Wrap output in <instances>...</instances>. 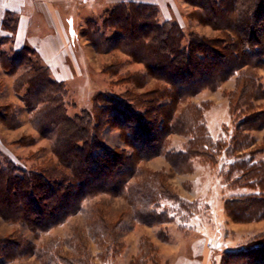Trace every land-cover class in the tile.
Returning a JSON list of instances; mask_svg holds the SVG:
<instances>
[{"label": "trees", "instance_id": "obj_1", "mask_svg": "<svg viewBox=\"0 0 264 264\" xmlns=\"http://www.w3.org/2000/svg\"><path fill=\"white\" fill-rule=\"evenodd\" d=\"M183 1L191 6L187 13L191 21L209 25L219 34L186 33L179 22L161 21L157 5L134 0L115 4L106 11L102 28L93 26L85 32L98 52L120 50L144 65L143 72L129 76L138 87L156 81L140 94L98 95L93 111L70 114L75 102L69 100L66 83L51 76L32 47L2 54L3 68L17 75L14 89L34 128L50 141L51 152L30 168L8 156L0 158V216L19 226L8 237H0V263L34 256L40 264H93L80 232L68 239L75 252L67 254L61 242L38 244L36 239L79 213L86 200L102 194L126 198L140 224L169 223L171 216L158 208L164 199H180L162 172L142 165L160 155L179 170L196 157L212 160L227 151L233 157L227 178L235 175L236 184L251 189L227 199V215L240 223L264 219V145L245 151L256 143L251 132L264 130V107L258 103L264 100L258 73L264 70V0ZM4 25L14 31L16 17L8 13ZM110 29L114 33L108 35ZM118 67L111 64L108 72L116 74ZM233 77L237 78L231 95L235 134L216 140L202 107L191 100ZM3 121L12 129L22 124L16 109L6 110ZM113 127L118 128L122 144L106 142L105 132ZM173 134L188 137L184 149H170ZM119 223L92 210L87 223L90 238L111 249L121 236ZM148 252L142 251L139 264H144ZM223 263L264 264V244L227 250Z\"/></svg>", "mask_w": 264, "mask_h": 264}, {"label": "rangeland", "instance_id": "obj_2", "mask_svg": "<svg viewBox=\"0 0 264 264\" xmlns=\"http://www.w3.org/2000/svg\"><path fill=\"white\" fill-rule=\"evenodd\" d=\"M118 1L120 0L58 2L72 53L66 52L61 57H55L52 60L55 64L49 65L53 76L66 83L71 103L75 102V105L69 107L72 115L85 109L93 111L98 95L120 96L127 91L140 94L151 89L156 82L150 79L149 84L138 87L129 76L136 71L143 72V64L132 60L120 50L100 53L85 35L86 31L93 30V26L103 27L106 11ZM135 1L157 5L161 21L179 22L186 33L196 30L208 36L219 34L209 25L191 21L187 17L191 6L183 0ZM41 17L37 18V24L30 28L29 34L32 35L36 29V34L40 36L55 33L50 21H46L42 14ZM113 33L112 29L107 30L108 35ZM16 51L18 50L9 37L0 38V158L8 156L30 168L48 155L51 148L50 141L42 137L30 122V112L14 89L17 75L2 66V54L13 55ZM41 54L48 59L47 62L50 60L49 54ZM59 60L67 67L61 70L57 65ZM111 64L119 66L116 74L108 72ZM56 66L58 68L55 71ZM258 73L264 85V70L259 69ZM236 84L237 78L233 77L217 90L206 89L191 100L202 107L209 131L216 140H227L235 134L236 119L231 108V95ZM258 103L264 107V100ZM8 109H16L22 121L21 126L12 129L5 125L3 116ZM251 133L256 137V143L246 152L264 145V130ZM105 136L106 142L111 146L122 144L118 128H108ZM187 140L186 136L173 134L170 136L169 147L177 152L185 148ZM40 150L43 152L35 155ZM261 156L258 155V158ZM232 158L223 150L212 160L209 157H196L188 161L186 168L179 170L171 166L165 155L142 164L145 168L162 172L169 188L180 199H164L158 208L159 212L165 210L171 216L169 223L155 226L140 224L134 220L132 208L126 198L102 194L86 200L79 213L43 233L36 242H61L62 252L72 253L75 250L67 242L76 231L84 237L87 257L93 264H139L141 253H145L146 249L149 252L144 264H199L198 261H203L209 250L214 264H224L223 258H226L227 250L264 244V219L240 223L227 215V199L251 190L243 187V184H236L235 175L227 178L226 171ZM94 209L107 215L109 220L120 222L116 229L121 236L117 238V245L111 249L90 238L87 223ZM17 227L19 226L8 223L0 216V237H8ZM24 231L30 234L27 229ZM0 264H40V261L32 256Z\"/></svg>", "mask_w": 264, "mask_h": 264}, {"label": "crops", "instance_id": "obj_3", "mask_svg": "<svg viewBox=\"0 0 264 264\" xmlns=\"http://www.w3.org/2000/svg\"><path fill=\"white\" fill-rule=\"evenodd\" d=\"M65 1L66 0H0V38L13 37L11 41H13L16 50L21 49L25 45L35 49L42 62L49 67L52 77H54L52 74L53 70L49 65L50 63H54L52 60L55 57H61L66 52L72 53L70 45H68L67 30L64 24H62L63 22L61 21L58 9V2ZM120 2L123 1H118V3ZM8 13L13 14L17 19V25L14 31L6 29L4 25ZM41 14L46 21H50L51 26L55 29V33H47L44 36H40L36 34L38 30L36 29L33 34L30 35V28L36 26L37 18L41 17ZM41 53L49 54V63L47 62L48 59L44 58ZM57 65L60 66L61 70L63 67H67L65 64L63 65L62 60H59ZM57 68L56 66L54 70L56 71ZM54 79L57 78L54 77ZM205 254L203 261L200 259L198 263L214 264L211 258V250Z\"/></svg>", "mask_w": 264, "mask_h": 264}]
</instances>
